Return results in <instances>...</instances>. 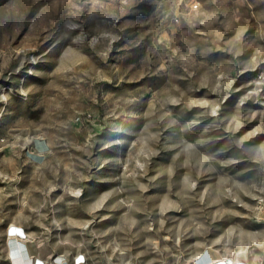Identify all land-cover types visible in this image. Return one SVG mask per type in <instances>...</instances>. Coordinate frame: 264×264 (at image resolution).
Masks as SVG:
<instances>
[{
	"label": "rangeland",
	"instance_id": "rangeland-1",
	"mask_svg": "<svg viewBox=\"0 0 264 264\" xmlns=\"http://www.w3.org/2000/svg\"><path fill=\"white\" fill-rule=\"evenodd\" d=\"M10 223L43 260L264 264V0H0V264Z\"/></svg>",
	"mask_w": 264,
	"mask_h": 264
},
{
	"label": "bare ground",
	"instance_id": "bare-ground-1",
	"mask_svg": "<svg viewBox=\"0 0 264 264\" xmlns=\"http://www.w3.org/2000/svg\"><path fill=\"white\" fill-rule=\"evenodd\" d=\"M9 225H11L10 231L11 233H13V234H10L11 239L9 238V241L11 242V244L9 243L10 256H11L12 261L13 259L16 261L15 263L14 261L13 263L11 261V264H33V262L32 263L30 262V259H29L30 256L27 253V250L25 248V245L23 244V241H21L22 239L19 238V236L15 234L16 232L24 233V230L20 226H17L16 224L13 225L10 223ZM12 245L13 247L11 248ZM210 262H213V261L210 260L209 256L205 257L204 255H202L201 259L197 261L198 264H209Z\"/></svg>",
	"mask_w": 264,
	"mask_h": 264
},
{
	"label": "built area",
	"instance_id": "built-area-1",
	"mask_svg": "<svg viewBox=\"0 0 264 264\" xmlns=\"http://www.w3.org/2000/svg\"><path fill=\"white\" fill-rule=\"evenodd\" d=\"M8 233L9 234H13V233H11L10 229H9ZM15 234L18 235L19 238H24L25 237L23 232L22 233H20V232L17 233L16 232ZM82 255L81 254L75 255L70 260L67 259L66 257H64L63 255H59V254L58 255H54L53 257H51L50 260L38 259L36 257H30L29 259H30L31 263L33 262V264H84L85 263V258ZM209 264H253V263H250V262L244 261V260L232 261V260H229V259H223V260L215 259L213 262H210Z\"/></svg>",
	"mask_w": 264,
	"mask_h": 264
}]
</instances>
